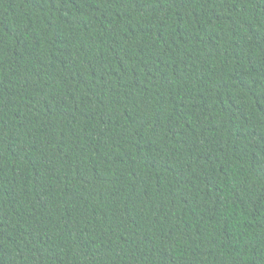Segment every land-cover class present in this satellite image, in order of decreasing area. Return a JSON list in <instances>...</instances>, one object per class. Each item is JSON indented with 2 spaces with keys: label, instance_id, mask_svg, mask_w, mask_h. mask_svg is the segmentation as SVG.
<instances>
[{
  "label": "trees",
  "instance_id": "16d2710c",
  "mask_svg": "<svg viewBox=\"0 0 264 264\" xmlns=\"http://www.w3.org/2000/svg\"><path fill=\"white\" fill-rule=\"evenodd\" d=\"M0 264H264V0H0Z\"/></svg>",
  "mask_w": 264,
  "mask_h": 264
}]
</instances>
